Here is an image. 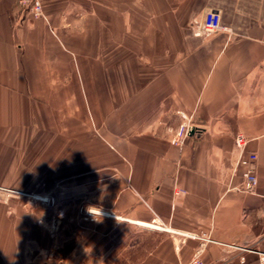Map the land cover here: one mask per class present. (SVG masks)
I'll list each match as a JSON object with an SVG mask.
<instances>
[{"label":"crops","instance_id":"1","mask_svg":"<svg viewBox=\"0 0 264 264\" xmlns=\"http://www.w3.org/2000/svg\"><path fill=\"white\" fill-rule=\"evenodd\" d=\"M42 2L45 17L33 23L18 0H0V264H113L123 248L154 234L159 242L134 264L190 259L201 242L191 234L210 238L207 264H256L255 250L264 251V0ZM208 10L220 12L228 30L204 31ZM111 32L113 48L129 51L114 65L146 69L130 73L129 107L117 108L136 121L135 132L113 143L117 169L27 170V93L38 96L44 82L52 95L54 84L89 80L83 68L70 75L36 67L49 58L52 65H84L79 55L89 42L83 36L77 48L69 35L97 34L104 49ZM53 37L61 48L47 41ZM106 79L98 74V81ZM65 92L73 98L67 85ZM113 94L123 96L121 89ZM77 96L88 98L90 91ZM181 124L197 130L180 141ZM238 132L258 154L255 193L237 189ZM160 222L169 231L141 224Z\"/></svg>","mask_w":264,"mask_h":264},{"label":"rangeland","instance_id":"2","mask_svg":"<svg viewBox=\"0 0 264 264\" xmlns=\"http://www.w3.org/2000/svg\"><path fill=\"white\" fill-rule=\"evenodd\" d=\"M27 19L34 23L41 18L28 16ZM69 36L77 48H81L82 44L79 38L84 36V44L89 42L88 47L90 49L81 51V56L79 55V59L84 65L73 64L74 60H72V67L69 60L63 62V64L52 65L49 63L52 59L49 58L50 60L47 59L48 65H39L36 69L48 74L76 75L81 74L83 68L89 80L54 84L58 85L59 88L57 89L58 92L52 95L49 93L50 82H44L42 83V92L38 96H32V92L27 93L25 131L27 170L39 169L43 173H49V171L82 173L83 171L103 168L109 173H113L117 169L118 162L116 160L117 151L113 144L115 138H119L121 134H123L122 139L129 136L131 132H135V126L133 125H136V121L133 122V119H130L128 111L121 115L118 113L119 109L117 108L119 105L126 109L129 107L130 73L140 76L145 74L146 69L143 66L114 65L113 60L116 57L120 54H123L122 58L127 57L129 51H119L113 48L114 35L112 32L104 35L106 37L104 49L98 47L97 34ZM138 37V40H140V35ZM48 40H53L51 43L54 49L57 46L61 48L60 42H54L57 40L56 38H48ZM49 51L52 52V50ZM55 52L71 56L70 53L61 49L59 51L55 50ZM142 53H145V51H142ZM97 58H103V60L98 62ZM159 69L160 67H154L155 71ZM152 71L151 68L150 72L152 73ZM119 73H121L122 78L124 77L123 80L113 81L114 74ZM98 74L106 75L107 79L98 81ZM66 85L74 91L73 98L66 99ZM119 89L122 90L123 96L120 98L114 97L113 93ZM84 90H89L90 96L79 98L77 92ZM67 104L70 106L68 107L69 111L66 110ZM131 123H133V130H131ZM181 125L175 131L176 135ZM29 180L27 178V183ZM42 181H44L43 186H49L48 178H43ZM31 197L41 201H54L49 195H31ZM143 229L152 228L144 226ZM159 239L160 236L157 234L143 235L142 238H139L140 241L136 246L123 248L117 259H114L113 264H125L129 260L131 264L139 262L145 250L156 246ZM248 250L252 251L253 249L248 247Z\"/></svg>","mask_w":264,"mask_h":264},{"label":"built area","instance_id":"3","mask_svg":"<svg viewBox=\"0 0 264 264\" xmlns=\"http://www.w3.org/2000/svg\"><path fill=\"white\" fill-rule=\"evenodd\" d=\"M18 5L28 16H31L33 18L45 17L42 0H18ZM202 28L204 31L209 33L228 30V27L223 23L221 13L215 10H208L205 12ZM188 129V124L181 125L176 137H178L180 141H182L187 136ZM249 141V138L243 132H238L235 136V149L238 154L237 167L242 168V183L239 187H237V189L247 193H255L259 183L257 174L258 154L248 148ZM3 189L5 188L0 187V190ZM89 212L96 213L97 211L90 209ZM148 224L156 226L151 228L169 231V228L164 223L160 222ZM147 227L150 226L147 225ZM189 236L192 238L200 239V245L195 249L190 259L181 261L179 264H207L203 257V253L205 245L210 241V238L207 237V235L198 234H191ZM243 250L248 251V248L245 247L243 248ZM255 251L258 254V260L256 264H264V251ZM240 260L242 263H244L246 261V256H240Z\"/></svg>","mask_w":264,"mask_h":264},{"label":"water","instance_id":"4","mask_svg":"<svg viewBox=\"0 0 264 264\" xmlns=\"http://www.w3.org/2000/svg\"><path fill=\"white\" fill-rule=\"evenodd\" d=\"M197 130L195 126H190L187 135L191 136Z\"/></svg>","mask_w":264,"mask_h":264},{"label":"bare ground","instance_id":"5","mask_svg":"<svg viewBox=\"0 0 264 264\" xmlns=\"http://www.w3.org/2000/svg\"><path fill=\"white\" fill-rule=\"evenodd\" d=\"M138 222V221H137ZM141 224H143V225H145V226H150V227H156V226H154V225H151V224H148V223H141Z\"/></svg>","mask_w":264,"mask_h":264}]
</instances>
